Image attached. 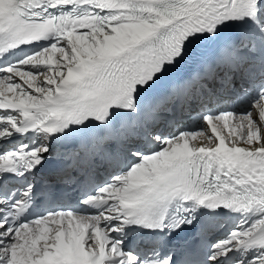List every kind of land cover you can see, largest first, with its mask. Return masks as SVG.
I'll use <instances>...</instances> for the list:
<instances>
[{
	"label": "snow or ice",
	"instance_id": "snow-or-ice-1",
	"mask_svg": "<svg viewBox=\"0 0 264 264\" xmlns=\"http://www.w3.org/2000/svg\"><path fill=\"white\" fill-rule=\"evenodd\" d=\"M0 264H264V0H0Z\"/></svg>",
	"mask_w": 264,
	"mask_h": 264
}]
</instances>
